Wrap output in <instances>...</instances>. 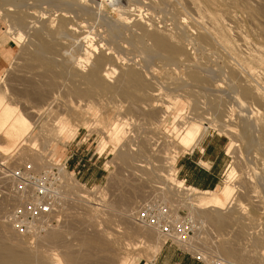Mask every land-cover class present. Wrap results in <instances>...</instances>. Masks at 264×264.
Wrapping results in <instances>:
<instances>
[{
  "label": "rangeland",
  "instance_id": "obj_1",
  "mask_svg": "<svg viewBox=\"0 0 264 264\" xmlns=\"http://www.w3.org/2000/svg\"><path fill=\"white\" fill-rule=\"evenodd\" d=\"M5 1L0 0V59H6L5 67L0 69V91L5 95L3 102L10 103L17 112L22 113L34 125L29 134L32 140H28L26 144L18 145L15 148H9V153L6 151L9 142L0 135V146L7 153H0V258L4 254H2L4 248L10 247L20 257L26 258L23 264H53L56 258H60L64 264H174V258L182 255L183 250L178 249L175 245L163 244L161 250L156 252V245L164 240L162 236L153 228L138 224L134 220L135 214L145 202L157 199L166 202L172 209L179 211L181 215H189L196 219L202 230L199 242L213 255L238 264H264V0H107L108 2L106 0H93L95 7L91 6L92 1L78 0L84 6V9L80 8L81 11L78 12V15L68 13L66 18H72L73 21L70 18L69 20L71 23L73 22L72 24L75 27L84 25L85 28H79L78 32L81 38L78 37L83 45L90 40L89 42L100 45L102 49V51L99 49L100 55L104 53L103 51L106 52L107 49V52H113L114 56H123L124 59H122L121 65L117 64L115 66L118 71L114 75L118 77L129 69H140V72L142 70L145 73H141V76H144L143 79L146 77L147 86L150 84L149 87L155 89H148L149 87L145 85L147 88L144 91L142 90L143 86L136 93L140 97L136 95L135 100L125 98L124 95L118 93V89L123 86V83L120 84L119 81L120 76L118 80L116 77L111 81L113 84L119 81L114 85L118 86L120 84L118 88L116 86L117 91L115 89V91L111 90L113 93L110 89L106 91L104 88L97 89L99 91L94 89L91 93H84V97L73 92L77 88H81L86 92L91 90L92 86L89 85V82L87 83V80H84L81 73L77 77H74L76 75H69L71 78L67 73L61 74V70L64 68L61 65L64 58L62 55L76 50L75 44L73 46L72 37L77 34L59 35L60 38L56 36L57 34L53 35L60 24L57 23L61 22V16L63 17L60 5L68 3H61L64 0H56L54 3L50 0L53 4H50L49 0H47L49 2L42 0L44 3L40 0H35V2L34 0ZM97 4H103L100 7L101 12L95 9L99 8ZM148 4H151L149 5L151 9ZM2 5L6 10L10 8L13 10L2 11L4 10ZM18 5L19 7H17ZM125 9L130 12L126 13ZM185 9L186 11H184ZM150 12L151 14H149ZM12 14H15V16L19 14V17L23 14L22 17H28L32 21L36 20L38 14H44L47 17V19L41 17L42 22L39 20L40 22L36 23L35 29L37 25H40L41 27H38L45 34L42 33V36L46 38L45 40L54 43V45L58 43L55 46L57 48L56 53L53 54L55 57L57 55L56 58L59 64L50 69L33 57L36 46L33 43L38 44L40 41V38L37 39V35L35 38L36 31L34 29L29 31L31 35L28 34L29 32H24L26 37L20 41L14 38L15 29L13 28L15 26L12 21L14 22L16 17ZM121 16L129 17L130 23L119 21ZM145 20L148 23L146 24L148 31H152L153 28L163 33L169 30L170 36L171 33L174 36H171V38L173 37L172 41L176 42L175 44L179 45L178 47L182 46L181 49L185 52L190 51L189 54L192 53L194 59L191 57L193 59L191 61L187 56L183 55L184 57H181L179 55L173 57L175 60L173 61V59L167 57L169 56L168 52L157 47L153 49L149 46L153 42L150 38H145L144 35L141 36L143 30L140 29L139 24L133 27V23L144 24L146 23ZM202 20L205 21V24ZM156 26L162 27V30ZM163 26L166 30H163ZM130 27H133L134 30ZM148 27H151V30ZM173 27L175 29L179 28L175 31ZM206 27L208 30L211 28L209 32ZM180 28L182 32L179 30ZM180 33L183 35L182 37H180ZM196 33L206 38L202 39L201 37V40L200 35L197 36ZM178 34L180 35L177 37ZM87 35L91 38H86ZM166 35L169 36L168 32ZM139 36L144 37L143 40ZM52 37L59 42H55ZM184 37H188V40L190 39L192 42L195 38L196 41L194 40V44L191 46L192 42L187 41V38L185 41ZM44 38L42 37L43 40ZM211 38H213L212 42ZM178 39L181 45L178 43ZM204 40L206 41L204 42ZM231 41H233L232 46ZM219 44L224 45L220 46ZM62 46L66 51L63 48L61 49ZM109 46L110 48L115 46V49L112 50ZM183 52L180 53L183 54ZM230 52L234 53L231 54V57L228 54ZM69 53L73 54V52ZM53 54L52 56H54ZM95 54L94 57L99 55ZM189 54L187 52L185 55L189 56ZM73 57L71 59L76 64L77 61L75 60L77 59L75 57L73 59ZM195 57L203 65H198ZM130 58L133 62L130 61ZM130 63H133V66ZM72 65L74 64L72 63ZM90 65H86L85 69H82L84 73L90 69ZM67 66L65 68L70 70L71 63ZM191 66L199 69L198 73L201 76L208 77V81L204 85L191 81L192 76L191 79L188 78L193 72ZM120 67L126 70L120 72L122 70H119ZM79 75L83 78H80ZM115 76L111 77L115 78ZM110 80L111 78L108 83ZM114 80L115 82H113ZM48 84H50V89ZM197 85L201 86V89H198ZM38 86L41 88L44 86L43 89L45 90ZM245 87L253 89L250 97L242 96V88ZM35 88L37 89V95L40 93V89L43 94L46 93L44 94L45 97L55 98V102L52 104L55 106L51 105L52 108L50 109L51 112L54 109L52 113L47 114L49 112L44 113V110H42L40 111L43 112L42 116L33 117L31 110L34 108L37 110L42 106L40 105L41 102L42 104L44 102L38 99L34 102L35 97L33 101L32 95H36ZM15 89L19 90L20 94H17ZM31 89L32 91L35 89V92H30ZM206 89L213 91H209V94ZM148 90L150 91L148 92ZM25 93L27 96H25ZM194 93L199 96L194 95ZM237 96L239 99L242 96L244 101L242 99V102L239 101ZM131 100H134V102L132 103ZM221 102L224 103V106ZM243 102L244 104L247 103L248 106L241 104ZM214 103H218V108L210 106ZM130 105L134 106L131 107ZM233 105H236V107ZM224 109L226 110L223 111ZM220 120L224 121L220 122ZM121 123L120 128H122L124 138H122L123 141L118 149L131 151L132 155L136 153L135 151L141 140L148 139L149 145L151 143L149 146L151 155L147 154L148 156H145L146 160L136 155H132L134 158L130 157L125 160L119 157L118 151H115V141L109 137V133L116 128V124ZM50 124H55L54 128ZM57 126L60 127V130L63 127L64 132L62 138L57 139L56 137L53 139V132L57 133L59 131ZM49 127H51V131L45 132L44 130H49ZM48 132L50 134H47ZM46 134L47 138L44 139ZM66 136L69 137L67 140L63 138ZM141 136L145 137L141 138ZM205 139H220L225 144L227 153L226 169L217 188H224L229 183L234 187L232 200L227 204L226 209L221 210L225 214H230L229 223L221 228L216 227L205 217L203 212H211L210 208L200 209L196 208L197 206H192L186 199L187 195L176 190L173 185L176 182H181L177 179L175 171V163L178 157L189 151H184L186 147L199 140L198 144ZM102 143H106L107 147L96 166L104 170H100L96 166L95 169L104 173L105 177L101 183H94L93 181L86 183L83 179L84 170L82 169L80 174H76L73 166L81 157L88 158L94 153L100 155L99 148ZM231 144L232 150L229 151ZM73 152H76L78 156L75 154L68 161L67 170L73 172V174L68 173V178L63 177L66 182V189L71 193L68 194L67 201L63 206L59 222L33 234L19 233L13 227L9 217L14 201L5 194L10 183L2 174L1 168L3 167H1V164L5 163L7 167L31 164L34 169H38L41 166H46L42 162L46 157L52 160L54 166L64 164ZM166 156L171 157V160L173 159L171 161L173 165L170 166L172 169L168 166L169 164L163 162L162 159L164 158H161ZM257 158L260 160L258 161ZM32 159L41 160L40 162L43 165L40 163L41 166H37L39 163H36V165ZM156 165H164L161 166L160 178L154 177L155 175L151 173V169ZM232 168L235 170L234 175L229 178ZM172 178L176 179L173 180ZM69 182L75 184L76 191H74V188L70 189L68 187ZM164 182L170 183L169 189ZM183 185L192 188L185 183ZM201 191L199 190V192ZM229 211L236 212L230 213ZM223 243L235 247L236 253L234 256L228 257L226 254H221L223 252H220L219 249L222 247L221 245H224ZM169 249L170 253L167 252ZM173 253H175V256L171 257ZM164 255L166 256L164 257ZM199 264L201 263L199 262Z\"/></svg>",
  "mask_w": 264,
  "mask_h": 264
},
{
  "label": "bare ground",
  "instance_id": "obj_2",
  "mask_svg": "<svg viewBox=\"0 0 264 264\" xmlns=\"http://www.w3.org/2000/svg\"><path fill=\"white\" fill-rule=\"evenodd\" d=\"M7 1V0H6ZM5 1V2H6ZM12 1V0H11ZM10 1V2H11ZM21 1V0H20ZM19 1V3L20 4H22L21 2ZM25 1V0H24ZM40 1H42V0H40ZM46 2H49V1H47V0H45ZM53 1V3H54V1H56V0H52ZM52 1H50V4L52 3ZM61 1V0H60ZM88 1H92L93 3H92V5L91 6H93V7H95L94 6V1L93 0H88ZM160 1V0H159ZM182 1V0H181ZM196 1H198V0H196ZM9 2V1H8ZM15 2H16V0H15ZM34 2H35V0H34ZM43 2V1H42ZM106 2H108L107 0H106ZM117 2V1H116ZM134 2V1H133ZM180 2V1H179ZM14 2H12V4H13ZM24 3V2H23ZM26 3V2H25ZM44 3V2H43ZM52 3V4H53ZM61 3H68V4H65V5H60L61 7H60V9L62 10L61 12H62V15H63V17L61 16V22H58L57 24H59V26H58V29L56 30V32H53L52 34L53 35H55V34H57L56 36L57 37H59L60 38V36L59 35H62V36H69V35H74V34H77V35H75V36H73L72 38V40L74 41V43H73V46H74V44H75V47H76V50H72V51H69V50H71V49H69V50H67V51H69V52H73V54H70L69 52H65L66 50L64 49V47L62 46L61 47V49L63 48L65 51H63V50H61L62 52H64V53H66L65 55H62L61 53V55H62V57H64L63 58V60L61 61V65H63L64 66V68L61 70V74H68V76L70 75V76H74V75H76V76H74V77H77V75L78 74H80L81 73V75L84 77V80H87V83L89 82V85H91L90 87H91V90H89V91H83V90H81V88H77V89H74V91L73 92H75V94H77V95H83L84 93H87V92H89V93H91V91L92 90H97V89H102V88H104L106 91H107V89H110V91L111 90H116L117 91V89H116V86L117 85H114V84H117L119 81H120V84H121V82L123 83V86H122V88H120V89H118V93H120V94H122V96L124 95V97L126 98V97H128V98H132V99H136L137 97H140V96H138V94H136V93H138L139 92V90L140 89H142L143 88V86H144V88L142 89V90H144L145 88H147V87H149L150 86V84H148L149 86H147V82L148 81H146V77H145V79H143L144 78V76L142 77L141 76V73L142 74H145V73H143L142 72V70H141V72L139 71L140 69H136V70H133V69H129V70H127V71H124L123 73H121V75H119L120 76V79H119V76L117 77V76H115L114 74L118 71L117 69V67H115V66H117V64H120L121 65V61H122V59H124L123 58V56L122 57H120L119 55V57L117 56V55H113V52H107V49H106V52L105 51H103L104 53H102L101 55L99 54V49H101L100 48V45H95L93 42H89V41H86V44H84L83 45V43L80 41L81 39V37L78 35V32H79V28L81 29V28H83L84 27V25L83 26H80V25H77L78 27H75V25L74 24H72L71 23V21L69 20V18H66V17H68V13H74V14H76V15H78L79 13L78 12H80L81 11V9L80 8H82V9H84V6L78 1V0H64V1H61ZM99 3V2H98ZM122 3V2H121ZM142 3H144V2H142ZM152 3H153V1H152ZM4 4V3H3ZM10 4V3H9ZM15 4V3H14ZM19 4V5H20ZM56 4H58L57 2H56ZM85 4V3H84ZM139 4V3H138ZM182 4V3H181ZM16 5V4H15ZM19 5L17 6V7H19ZM37 5V4H36ZM39 5V4H38ZM49 5V4H48ZM67 5V6H66ZM103 5V4H102ZM101 4H97V6H99V8L102 6ZM118 5V4H117ZM116 5V6H117ZM120 5V4H119ZM149 5H151V4H148V6ZM4 5H2V7H3ZM23 6V5H22ZM85 6H86V4H85ZM87 6H89V5H87ZM90 6V7H91ZM120 6H122V5H120ZM127 6V5H126ZM130 6V5H129ZM59 7V6H58ZM90 7H88V8H90ZM92 7V8H93ZM150 7V6H149ZM7 8V7H6ZM15 8V7H14ZM56 8V7H55ZM79 8V9H78ZM87 8V9H88ZM98 7L97 8H95V9H97V10H99L100 12H101V8L99 9ZM121 8V7H120ZM123 8H125V7H123ZM127 8V7H126ZM184 8H186V7H184ZM188 8H189V6H188ZM188 8H186V9H188ZM3 9L4 10H2V11H7V10H13L12 8H10V9H5V7H3ZM59 9V10H60ZM86 9V8H85ZM129 9V8H128ZM128 9H125L126 11V13H129L130 11H128ZM150 9H151V7H150ZM149 9V10H150ZM186 9L184 10V11H186ZM190 9V8H189ZM91 10V9H90ZM93 10V9H92ZM130 10V9H129ZM132 10V9H131ZM146 10V9H145ZM148 10V9H147ZM21 11V10H20ZM20 11H18L19 13H21ZM153 11V10H152ZM17 12V13H18ZM58 12H60V11H58ZM149 12V11H148ZM148 12H146V13H148ZM174 12V11H173ZM23 13V12H22ZM153 13V12H152ZM16 14V13H15ZM15 14H12L13 16H15ZM73 14V15H74ZM149 14H151V12L149 13ZM176 14V13H175ZM187 14V13H186ZM10 15V14H9ZM19 15V14H18ZM15 16L16 18L14 19V18H11V19H14V22L12 21V23L14 24V26H15V28H13V29H15L14 30V38L15 39H17V40H22L24 37H26L25 36V33H28L31 29H34L35 31H36V33L34 32V30H32L34 33H35V38H36V35H37V39L39 40V38H40V41H39V43L38 44H36L35 42L33 43V44H35L34 46H35V49H34V52H33V57H35V59L37 60V61H39L40 63H43V65L45 64V65H47L48 66V68H50V69H52L53 68V66H56L57 64H59L58 62V60H57V55H56V57H55V55L53 54L54 52L56 53V44H58V43H55V45H54V43H51V42H49V41H46L45 39L46 38H44V36H42L44 33L42 32V30L38 27V26H40V25H37V28L35 29V26H36V23L40 20L41 22H42V20L40 19L41 17L42 18H46L47 19V17H45V15L44 14H38L37 15V17H36V20L35 21H32V20H30L28 17H22V15L23 14H21V17H19V16ZM101 15V14H100ZM108 16V15H107ZM148 16V15H147ZM151 16V15H150ZM58 17V16H57ZM74 17H75V15H74ZM105 17V16H104ZM109 17V16H108ZM107 17V18H108ZM149 17V16H148ZM174 18V17H173ZM29 19V20H28ZM51 19V18H50ZM71 20H72V18H70ZM112 19V18H111ZM111 19H109V21H111ZM120 20L119 21H122V22H127V23H130L129 22V17H127V16H121V18H119ZM149 19V18H148ZM152 19V18H151ZM49 20V19H48ZM55 20V19H54ZM53 20V21H54ZM60 20V19H59ZM139 20V19H138ZM143 20V19H142ZM147 20V19H146ZM146 20H145V22H146ZM172 20V19H171ZM39 21V22H40ZM58 21V20H57ZM73 21V20H72ZM113 21V20H112ZM118 21V22H119ZM141 21V20H140ZM139 21V22H140ZM149 21V20H148ZM153 21H155V20H153ZM198 20H196V22H197ZM203 22H204V24H205V21L204 20H202ZM11 22V21H10ZM9 22V23H10ZM52 22V21H51ZM55 22V21H54ZM76 22H78V21H76ZM114 22V21H113ZM143 22V21H142ZM163 22V21H162ZM43 23H44V20H43ZM80 23V22H79ZM116 23V22H115ZM144 23V22H143ZM151 23V22H150ZM149 23V24H150ZM156 23H158V22H156ZM197 23H199V21L197 22ZM210 23V22H209ZM11 24V23H10ZM9 24V25H10ZM41 24V23H40ZM52 24V23H51ZM81 24V23H80ZM119 24V23H118ZM139 24V25H138ZM146 24H148L147 22L146 23H144V24H142V23H137L136 24V22H135V24L133 23V27H135L134 25H138L139 27H140V29H142L143 30V34H141V36L142 35H144V37L146 38H150L151 39V42H153V44L151 43H149V41H148V43L150 44H148L149 46H151L153 49H154V47L156 48H159V49H162V50H164V51H166V52H168L169 53V56H167V57H170L171 59H173V61H175L174 60V58L173 57H176V56H179V55H181V57L184 55V56H187L188 58H190V60L193 58L194 59V56L192 57V53H190L189 54V52L190 51H184L183 49H181V47H178L179 45H176L173 41H172V38L174 37L173 35H172V33H171V36H173L172 38H171V36H170V31L168 30L167 32H168V34H169V36L168 35H166L167 34V32H166V34H164L163 32H161L160 30H154V28H153V26H151L152 28H153V30L152 31H148L147 30V25ZM159 24V23H158ZM162 24V23H161ZM178 24V23H177ZM200 24V23H199ZM207 25H208V23H206ZM157 25V24H156ZM163 25V24H162ZM175 25V24H174ZM180 25V24H179ZM186 25V24H185ZM196 25V24H195ZM198 25V24H197ZM10 26H12L13 27V25H10ZM9 26V27H10ZM120 26H122V25H120ZM124 26H125V24H124ZM128 26V25H127ZM158 26V25H157ZM156 26V27H157ZM160 26V25H159ZM176 26V25H175ZM182 26H184V25H182ZM200 26H202L201 24H200ZM41 27V26H40ZM46 27V26H45ZM133 27H130V29H132ZM151 27H148V28H150V30H151ZM164 27V26H163ZM198 27V26H197ZM203 27V26H202ZM201 27V28H202ZM85 28V27H84ZM158 29L160 28V27H157ZM162 28V27H161ZM160 28V29H161ZM174 29H175V27H173ZM172 28V29H173ZM179 28V27H178ZM178 28H176V29H178ZM182 28V27H181ZM181 28L179 29L180 31H181ZM195 28V27H194ZM204 28V27H203ZM207 28V27H206ZM210 28V27H209ZM47 29V28H46ZM110 29V28H109ZM117 29H119V28H117ZM122 29V28H121ZM176 29H175V31H176ZM211 29V28H210ZM209 29V30H210ZM10 30H12V28H10ZM132 30H134V28L132 29ZM136 30V29H135ZM139 30V29H138ZM141 30V31H142ZM162 30V29H161ZM163 30H166V28L164 27V29ZM185 30H186V28H185ZM200 30V29H199ZM207 30H208V28H207ZM207 30H206V32H207ZM209 30H208V32H209ZM48 31V30H47ZM53 31H55V30H53ZM130 31V30H129ZM140 31V30H139ZM174 31V30H173ZM172 31V32H173ZM198 31V30H197ZM9 32V31H8ZM25 32V33H24ZM32 32V34L34 35V33ZM50 32V31H49ZM51 32H52V30H51ZM137 32V31H136ZM182 32V31H181ZM186 32H187V30H186ZM195 32V31H194ZM11 33H12V31H11ZM31 32H29L28 34H30ZM43 33V34H42ZM132 33V32H131ZM142 33V32H141ZM49 34V33H48ZM117 34V33H116ZM139 34V33H138ZM175 34V33H174ZM177 34V33H176ZM175 34V35H176ZM181 34V33H180ZM180 34H178L177 35V37L180 35ZM184 34V33H183ZM189 34V33H188ZM197 34V33H196ZM31 35V34H30ZM32 35V36H33ZM45 35V34H44ZM114 35V34H113ZM198 35H200V39H201V37H202V39H204V38H206V37H204L203 35H201V34H197V36ZM213 35V34H212ZM12 36V35H11ZM50 36H51V33H50ZM56 36H53L54 38L56 37ZM80 38H79V37ZM137 36V35H136ZM183 35L181 34V36L180 37H182ZM210 36V35H209ZM208 36V37H209ZM216 36V35H215ZM34 37V36H33ZM42 37L44 38V40L42 39ZM52 37V39L53 40H55L54 38ZM56 37V38H57ZM117 37V36H116ZM144 37H140L139 36V38L140 39H142L143 40V38ZM191 37V36H190ZM212 37V36H211ZM67 39H68V37H66ZM65 38V39H66ZM86 38H88V39H90L91 38V36H90V38H89V35H87V37ZM120 38V37H119ZM138 38V39H139ZM186 38H187V41H189L188 40V37H184L183 39H185V41H186ZM228 38V37H227ZM48 39V38H47ZM51 39V40H52ZM58 39V38H57ZM56 39V40H57ZM87 39V40H88ZM136 39H137V37H136ZM201 39V40H202ZM208 39V38H207ZM209 39H210V37H209ZM213 38H211V42L213 41L212 40ZM229 39H231L230 37H229ZM38 40H36V41H38ZM55 40V42H59V41H56ZM94 40V39H93ZM92 40V41H93ZM147 40H149V39H147ZM177 40V38L175 39V41ZM179 40V39H178ZM182 40V39H181ZM194 40L196 41V39L195 38H193V42H194ZM219 40V39H218ZM228 40V39H227ZM70 41H71V39H70ZM136 41V40H135ZM138 41V40H137ZM140 41V40H139ZM145 41H146V39H145ZM145 41H144V43H145ZM191 41V40H190ZM206 40H204V42H205ZM210 41V40H209ZM209 41H207L208 43H209ZM215 41H217V40H215ZM95 42V41H94ZM142 42V41H141ZM178 42V41H177ZM184 42V41H183ZM192 42V41H191ZM192 42V44H191V46L194 44ZM218 42V41H217ZM217 42H215V43H217ZM226 42V41H225ZM229 42V41H228ZM232 42L233 41H231V46H232ZM82 43V44H81ZM85 43V42H84ZM178 43H180V40H179V42ZM189 43V42H188ZM187 43V45H189ZM219 43V42H218ZM221 43V42H220ZM230 43V42H229ZM96 44H97V42H96ZM103 44V43H102ZM147 44V43H146ZM227 44V43H226ZM235 44V43H234ZM180 45H181V43H180ZM182 45H183V43H182ZM186 45V44H185ZM187 45H186V47H187ZM210 45H211V43H210ZM212 45H214V43H212ZM216 45V44H215ZM218 45V44H217ZM216 45V46H217ZM220 46H222V45H224V44H219ZM230 45V44H229ZM228 45V46H229ZM67 46H69V45H67ZM71 46H72V44H71ZM72 46V47H73ZM83 46V50L81 49V47ZM111 46V45H110ZM110 46H109V48H110ZM143 46H145L144 44H143ZM231 46H229V47H231ZM235 46H236V44H235ZM102 47V46H101ZM115 47V46H114ZM110 48V49H115V48ZM185 47V46H184ZM185 47V48H186ZM200 47V46H199ZM202 47V46H201ZM219 47V46H218ZM67 48V47H66ZM69 48V47H68ZM104 48H106V46H104ZM103 48V49H104ZM147 48H149V47H147ZM152 48H150V49H152ZM192 48H194V47H192ZM208 48V47H207ZM223 48V47H222ZM236 48V47H235ZM81 49V50H80ZM110 49H108V50H110ZM149 49V50H150ZM190 49V48H189ZM204 49H206V48H204ZM229 49V48H228ZM232 49V48H231ZM230 49V50H231ZM186 50V49H185ZM202 50V49H201ZM234 50V49H233ZM101 51H102V49H101ZM111 51V50H110ZM115 51V50H114ZM184 51V52H183ZM196 51V50H195ZM197 51H200V50H197ZM118 52H120V51H118ZM180 52H183V54L182 53H180ZM188 52V54H189V56L188 55H185L186 53ZM192 52H193V50H192ZM210 52V51H209ZM212 52V51H211ZM229 52V51H228ZM69 53V54H68ZM95 53H97V54H99V55H97V56H95L94 57V55H96ZM101 53V52H100ZM116 53V52H115ZM213 53V52H212ZM233 53V52H232ZM231 52L230 53H228L229 55H230V57L232 56L231 54H232ZM52 54L54 55V56H52ZM57 54H59L58 52H57ZM68 54V55H67ZM234 54V53H233ZM123 55V54H122ZM72 56H74L75 57V59H77V60H75V61H77V63L75 64V62H73L72 61V59H71V57ZM117 56V57H116ZM183 56V57H184ZM234 56V55H233ZM235 56H236V54H235ZM74 57H73V59H74ZM92 57H94V59L91 61V59H92ZM126 58H128L127 56H125ZM186 57V58H187ZM192 57V58H191ZM187 58V59H188ZM196 58V57H195ZM129 59V58H128ZM131 59V58H130ZM169 59V58H168ZM187 59H186V61H187ZM192 59V60H193ZM125 60H127V59H125ZM124 60V61H125ZM189 60V59H188ZM190 60H189V62H190ZM191 60V61H192ZM195 60H197V58L195 59ZM130 61H132V59L130 60ZM135 61V60H134ZM172 61V62H173ZM200 61V60H199ZM198 60L196 61V62H198V65L200 64V62H199ZM92 62V63H91ZM127 62V61H126ZM125 62V63H126ZM133 62V61H132ZM194 62V61H193ZM196 62H195V64H196ZM71 63V69L70 70H68L67 68H65L67 65L69 66V64ZM72 63L74 64V65H72ZM90 63H91V65H90ZM124 63V64H125ZM128 63V62H127ZM173 63H175V62H173ZM172 63V64H173ZM192 63V62H191ZM132 66H133V63H130ZM171 64V65H172ZM188 64V63H187ZM194 64V63H193ZM205 64V63H204ZM86 65H90L91 67H90V69L88 70V71H86V73H84L83 72V68L86 66ZM130 65V66H131ZM169 65H170V61H169ZM201 65H203L202 64V62H201V64H200V66ZM67 66V67H68ZM129 66V65H128ZM195 66H197V65H195ZM210 66V65H209ZM136 67V66H135ZM192 67V66H191ZM117 68V69H116ZM85 69V68H84ZM122 68L120 67L119 68V70H121ZM191 69V68H190ZM192 69H193V72L190 74V76L188 77V78H190L191 79V76H192V79H191V81L193 80V82H195L196 84H203L204 85V83H206V81H208V77H204V76H201V74L200 73H198V70L199 69H197V68H193L192 67ZM49 70V69H48ZM123 70H126V69H122L120 72H122ZM202 71V70H201ZM140 72V73H139ZM203 72V71H202ZM201 72V73H202ZM212 72V71H211ZM209 73V72H208ZM207 74V73H206ZM205 74V75H206ZM216 74V73H215ZM81 75H79L80 76V78H83V77H81ZM117 75V74H116ZM203 75V74H202ZM214 75V74H213ZM65 76V75H64ZM69 76V77H70ZM111 76H115V78L114 77H111ZM207 76H208V74H207ZM218 76V75H217ZM58 77V76H57ZM116 77H117V80L119 79V81L117 82L116 81V83H111V81L113 80V79H116ZM65 78V77H64ZM71 78V77H70ZM111 78V80H110V82L108 83V80ZM211 78V77H210ZM17 79V78H16ZM20 79V78H19ZM212 79V78H211ZM263 79V78H262ZM215 80V79H214ZM28 81V80H27ZM75 82V81H74ZM113 82H115V80L113 81ZM209 82H210V80H209ZM14 83V82H13ZM19 83V82H18ZM41 83V82H40ZM189 83H190V80H189ZM195 83H194V85H195ZM20 84V83H19ZM18 84V85H19ZM24 84H26V83H24ZM47 84V83H46ZM78 84V83H77ZM120 84L117 86V88L120 86ZM162 84V83H161ZM186 84V83H185ZM188 84V83H187ZM209 84V83H208ZM17 85V87H19ZM28 85V84H27ZM33 85V84H32ZM40 85V84H39ZM42 85V84H41ZM54 85H55V83H54ZM79 85V84H78ZM147 87H146V86ZM183 85H184V83H183ZM15 86H16V84H15ZM14 86V87H15ZM50 84H48V88L50 89ZM75 86V85H74ZM160 86V85H159ZM181 86V85H180ZM190 86V85H189ZM198 86V85H197ZM197 86H194L195 88L197 87ZM210 86V85H209ZM11 87V86H10ZM13 87V86H12ZM29 87V86H28ZM28 87H26V88H28ZM34 87V86H33ZM36 87V86H35ZM39 87V86H38ZM44 87V86H43ZM43 87L41 88V87H39V88H41V89H43ZM55 87V86H54ZM59 87V86H58ZM170 87V86H169ZM172 87V86H171ZM186 87H188V86H186ZM191 87H192V85H191ZM199 87V86H198ZM197 87V88H198ZM208 87V86H207ZM211 87V86H210ZM25 88V87H24ZM31 88V87H30ZM29 88V89H30ZM46 88V87H45ZM195 88H194V90H195ZM213 88V87H212ZM239 88V87H238ZM18 89V88H17ZM17 89H15V91L17 90ZM20 89V88H19ZM29 89H28V91H29ZM36 89V88H35ZM35 89H33V91H32V89H31V91L30 92H35L36 91V95L35 96H33L32 95V99H33V101H34V97H35V101L34 102H36V100L38 99V100H40V101H44L43 102V104H42V102H41V104L40 105H42V106H40V108H38L37 110L34 108V109H32L31 110V113H32V115H33V117H36V116H42L41 114L43 113V112H40V111H42V110H44V113L45 112H49V113H47V114H50V112H51V105L55 102V98L54 97H45L46 95H44V94H46V93H42L41 92V90L39 89V91H40V93H38V95H37V89L35 90ZM148 89H153V88H148ZM168 89V88H167ZM180 89V88H179ZM186 89V88H185ZM192 89H193V87H192ZM198 89H201V86L198 88ZM243 89V91H242V96L243 95H245V96H243V97H250V95H252V90L253 89H250V88H247V87H245V88H242ZM1 90V89H0ZM10 90V89H9ZM24 90V89H23ZM35 90V91H34ZM43 90H45V89H43ZM114 90V91H115ZM141 90V91H142ZM153 90H155V89H153ZM171 90V89H170ZM176 90V89H175ZM181 90V89H180ZM189 90V89H188ZM190 90H191V88H190ZM207 90V89H206ZM218 90V89H217ZM3 91V90H2ZM19 90H17V94H20L19 92H18ZM21 91V90H20ZM27 91V90H26ZM38 91V92H39ZM97 91H99V90H97ZM109 91V92H110ZM138 91V92H137ZM145 91V90H144ZM146 91H147V89H146ZM150 90H148V92H149ZM157 91V90H156ZM197 91V90H196ZM200 91H202V90H200ZM209 91H213V90H207V92L209 93ZM214 91H216V90H214ZM235 91V90H234ZM22 92V91H21ZM45 92V91H44ZM50 92V91H49ZM48 92V93H49ZM93 92V91H92ZM96 92V91H95ZM112 93H113V91H111ZM158 92V91H157ZM168 92V91H167ZM185 92V91H184ZM191 93H193L192 91H190ZM195 92V91H194ZM233 92V91H232ZM238 92V91H237ZM23 93V92H22ZM27 93V92H26ZM26 93H25V96H27L26 95ZM151 93V92H150ZM153 93H155V92H153ZM152 93V94H153ZM189 93V92H188ZM197 93V92H196ZM199 93V92H198ZM207 93V94H208ZM29 94V93H28ZM51 94V93H50ZM74 94V93H73ZM156 94V93H155ZM168 94V93H167ZM172 94V93H171ZM210 94V93H209ZM213 94H214V92H213ZM212 94V95H213ZM218 94V93H217ZM221 94V93H220ZM231 94V93H230ZM240 94V95H241ZM48 95V94H47ZM136 95H137V97H136ZM173 95V94H172ZM194 95H196V96H199V95H197V94H195L194 93ZM205 95H206V93H205ZM215 95H216V93H215ZM239 95V94H238ZM62 96V95H61ZM207 96V95H206ZM209 96V95H208ZM219 96H221V95H219ZM242 96H240L241 97V99L243 100V98H242ZM31 97V96H30ZM82 97V96H81ZM83 97H84V95H83ZM221 97H223V96H221ZM254 97H255V95H254ZM143 98V97H142ZM218 98V97H217ZM256 98V97H255ZM260 98V97H259ZM4 99H5V95L0 91V135H1V137H3L4 139H6V140H8V144H9V146L7 147V149H6V151H8V149L9 148H15V147H17L18 145H22V144H26V142L28 141V140H32V138H30V136H29V134L31 133V131H32V129H33V122L31 121V120H29L28 118H26V117H24V115L22 114V113H20V112H17L16 110H15V108H13L12 106H11V104L10 103H7V102H3L4 101ZM134 99V100H135ZM215 99H216V97H215ZM237 99H239L238 98V96H237ZM241 99H239V101L241 100ZM62 100V99H61ZM134 100L132 101V103L134 102ZM138 100H139V98H138ZM144 100V99H143ZM219 100V99H218ZM242 100H241V102H242ZM257 100V99H256ZM141 101V100H140ZM238 101V100H237ZM244 101V100H243ZM262 101V100H261ZM210 102V101H209ZM218 102V101H217ZM224 102V101H223ZM223 102H221V104L223 105L224 103ZM211 103H213V101H211ZM56 104V103H55ZM78 104V103H77ZM228 104V103H227ZM241 104H244V102L243 103H241ZM246 105H247V103H245ZM244 104V105H245ZM260 104H262V103H260ZM36 105H37V103H36ZM59 105V104H58ZM68 105V104H67ZM135 105H136V103H135ZM52 106H55V105H52ZM131 106V105H130ZM132 106H134V105H132ZM131 106V107H132ZM210 106H213L214 108H218V103L216 104V103H214V104H210ZM220 107H221V105H219ZM224 106V105H223ZM230 106V105H229ZM232 106V105H231ZM233 106H235L236 107V105H233ZM248 106V105H247ZM247 106H245V107H247ZM39 107V106H38ZM77 107V106H76ZM75 107V108H76ZM238 107V106H237ZM37 108V107H36ZM211 108V107H210ZM232 108V107H231ZM239 108V107H238ZM237 108V109H238ZM244 108V107H243ZM71 109V108H70ZM131 109V108H130ZM133 109H134V107H133ZM213 110V109H212ZM226 109H224L223 111H225ZM53 111H54V109H53ZM52 111V112H53ZM216 111H217V109H216ZM222 111V112H223ZM235 111V110H234ZM51 112V113H52ZM221 112V111H220ZM225 113V112H224ZM237 113V112H236ZM255 114V113H254ZM57 115V114H56ZM234 115H235V113H234ZM237 115V114H236ZM220 116H221V114H220ZM225 116V115H224ZM254 116V115H253ZM168 117V116H167ZM222 117V116H221ZM234 117V116H233ZM219 119H221V118H219ZM224 119V118H223ZM52 120V119H51ZM54 120H56V119H54ZM57 121V120H56ZM224 120H220V122H223ZM261 121V120H260ZM47 122V121H46ZM250 122V121H249ZM35 123V122H34ZM127 123V122H126ZM209 123V122H208ZM225 123V122H224ZM223 123V124H224ZM47 124V123H46ZM49 124V123H48ZM129 124V123H128ZM206 124H207V122H206ZM209 124H211V123H209ZM226 124V123H225ZM44 125H45V123H44ZM55 124H50V126H52V128H54L53 126H54ZM122 125V123L121 124H116L115 126H116V128L115 129H113L112 130V132H110L109 133V137L110 138H112V140H114L115 141V151H118L117 153L119 154V157L120 158H122V160L124 159H129L130 157H133L132 155H136V156H138V157H143V159L145 158V156L147 155V154H150V145H151V143H150V145H149V140L148 139H143V140H141V142H140V145H138V148L136 149V153H134V154H132L131 155V151L129 152L128 150H126V149H118V147L121 145V143H122V141H123V139L122 138H124L123 137V131H122V128H120V126ZM48 126V125H47ZM225 126V125H224ZM227 127L229 126V125H226ZM44 127V126H43ZM46 127V126H45ZM58 127V126H57ZM230 127H232V126H230ZM47 128V127H46ZM50 129L49 130H44V128H43V130L45 131V132H47V131H51V127H49ZM59 128V131L56 133V132H53L54 131V129H53V139H55L56 137H57V139L58 138H62V135H63V132H64V130H63V127H61L62 129L60 130V127H58ZM205 128H207V127H205ZM251 128V127H250ZM257 128V127H256ZM57 130V129H56ZM227 130V129H226ZM231 130V129H230ZM229 131V130H228ZM229 132H231V131H229ZM233 132V131H232ZM47 134H50L49 132L47 133ZM47 134H46V136L44 137V139H46L47 138ZM52 135V134H51ZM50 136V135H49ZM39 137V136H38ZM139 137V136H138ZM145 137V136H144ZM143 136H141V138H144ZM64 139H68L69 137H63ZM52 139V140H53ZM2 140V139H1ZM49 140H50V137H49ZM49 140H48V142H49ZM148 140V141H147ZM43 141H45V140H43ZM47 141V140H46ZM51 141V140H50ZM48 142L46 143L47 145H48ZM138 143H139V141H137ZM45 143V142H44ZM45 144V145H46ZM7 146V145H6ZM24 146V145H23ZM106 147H107V144L106 143H102L101 145H100V148H99V153H100V155H102L104 152H105V150H106ZM4 148H5V146H4ZM10 150V149H9ZM232 150V144L229 146V151H231ZM6 151H5V149L3 150V148H2V146H0V153L1 152H5L6 153ZM249 152H251V151H249ZM8 153H9V151H8ZM7 154V153H6ZM252 154H254V153H252ZM151 155V154H150ZM258 155V154H257ZM148 156V155H147ZM259 156V155H258ZM150 157V156H149ZM260 157V156H259ZM134 158V157H133ZM132 158V159H133ZM148 158V157H147ZM161 158H164V159H162L163 160V162H165V164H169L168 166L170 167L171 165H173V162H171L172 160H171V157H168V156H166V157H161ZM36 159V158H35ZM32 160H34V159H32ZM145 160H146V158H145ZM165 160V161H164ZM257 160L259 161L260 159L259 158H257ZM36 161V162H35ZM41 161V160H40ZM39 160H34V163L36 164H38L39 163V165H37V166H41L40 165V162ZM127 161V160H126ZM129 161V160H128ZM33 162V161H32ZM42 162H44V164L46 165V166H53V162H52V160L51 159H49L48 157H46V159L43 161L42 160ZM145 162V161H144ZM42 165H43V163H41ZM264 164V163H263ZM35 165V166H36ZM258 165V164H257ZM33 166V165H32ZM142 166V165H141ZM161 166H164V165H161ZM161 166H155L154 168H152L151 170H152V172L151 173H153V175H155L154 177H156V178H160V176H161ZM167 166V165H166ZM263 166V165H262ZM34 167V166H33ZM42 167V166H41ZM35 168H37V167H35ZM171 168V167H170ZM172 169V168H171ZM60 170H61V172H62V176L65 178H68L67 177V175H68V173L69 174H73V172H68L67 170H65V168L63 167V166H61V168H60ZM234 168H232V170L230 171V173H229V178H232L233 177V175H234ZM152 176V175H151ZM173 180L174 179H176V178H172ZM74 180V179H73ZM68 181H70V180H68ZM163 181H165V180H163ZM173 182V181H172ZM175 182V181H174ZM179 182V181H178ZM182 182V181H181ZM174 183L173 185H174V187L176 188V190H178V191H181V192H183V193H185L186 195H187V197H186V199L192 204V206H197L196 208H200V209H204V208H210L212 211L211 212H207V211H204L203 213H205V217L206 218H208L209 219V221H211L213 224H215V226L216 227H224V226H227V223H229V216H230V214H225L223 211H221V210H223V209H226L225 207L227 206V204L232 200V197H233V193H234V187L229 183V185H227V186H225L224 188H216V189H214V190H211V191H204V192H199V190L198 189H196V188H194V187H192L191 189L190 188H187L186 186H184L183 185V183ZM164 183H166V182H164ZM170 184V183H169ZM168 183H166V187L169 189L170 188V185H169ZM172 184V183H171ZM233 184V183H232ZM75 184H73L72 182H69L68 183V187L71 189H73L74 188V191H76L75 189ZM67 192H68V194L69 193H71L69 190H67ZM202 206H204V207H202ZM196 208H194V209H196ZM236 210V209H235ZM196 211V210H195ZM230 213H235L234 211H229ZM241 213H242V211H240ZM240 213V214H241ZM198 214V213H197ZM200 214H201V212H200ZM234 215V214H233ZM201 216V215H200ZM235 216V215H234ZM245 216V215H244ZM249 216V215H248ZM233 217V216H232ZM246 218H248L247 216H246ZM242 220V219H241ZM212 225V224H211ZM148 227V226H147ZM151 228V227H150ZM234 236V235H233ZM224 237V236H223ZM235 237V236H234ZM237 238V237H236ZM229 239H230V237H229ZM234 239V238H233ZM161 241V240H160ZM226 241V240H225ZM230 241V240H229ZM257 241H258V239H257ZM263 241H264V239H263ZM232 242V241H231ZM234 242V241H233ZM236 242V241H235ZM258 242H260V240L258 241ZM262 242V241H261ZM165 243V240H162L161 242H159L157 245H156V248H155V251L156 252H159L160 250H161V248H162V246H163V244ZM228 243V242H227ZM227 243H223L224 245H221L222 247L219 249L220 250V252L222 251L223 253H221V254H226L228 257H232V256H234V254L236 253V249H234L235 247L233 246V245H230L229 246V244H227ZM230 243V242H229ZM231 244V243H230ZM234 244V243H233ZM232 246V247H231ZM236 246V245H235ZM155 247V246H154ZM237 247V246H236ZM0 253H1V251H0ZM4 253V254H3ZM2 254L4 255H2V257L0 258V264H23L25 261H26V258L25 257H20L19 256V254H17V253H15L14 252V250L12 249V248H10V247H5L4 248V251H2ZM53 264H64V262L60 259V258H56V261L53 263Z\"/></svg>",
  "mask_w": 264,
  "mask_h": 264
},
{
  "label": "built area",
  "instance_id": "obj_3",
  "mask_svg": "<svg viewBox=\"0 0 264 264\" xmlns=\"http://www.w3.org/2000/svg\"><path fill=\"white\" fill-rule=\"evenodd\" d=\"M76 152L64 164L38 169H34L31 164L17 167L1 164L2 174L10 183L5 194L14 201L9 217L19 233L33 234L59 222L68 198L66 182L60 168L62 165L68 170V161L77 155ZM93 156L89 162L94 161L95 165L99 158L93 160ZM82 167H86L84 157L77 160L75 173L80 174ZM134 220L156 230L165 240V245L177 246L201 264H238L213 255L205 249L199 242L202 231L200 223L189 215H181L164 201L156 199L145 202L135 214Z\"/></svg>",
  "mask_w": 264,
  "mask_h": 264
},
{
  "label": "crops",
  "instance_id": "obj_4",
  "mask_svg": "<svg viewBox=\"0 0 264 264\" xmlns=\"http://www.w3.org/2000/svg\"><path fill=\"white\" fill-rule=\"evenodd\" d=\"M5 65L6 59H0V69L4 68ZM197 142L186 147L184 151H189H186L176 160V176L178 180L191 187L202 191H211L219 186L222 175L226 169L227 153L225 151V144L222 143L220 139H205L198 144ZM92 156L93 154L90 157L85 158L86 167L81 168V171L82 169L84 170L83 179H85L86 183H89L90 181L101 183L105 175L100 172V170L104 169L96 166L97 163L94 165V161L89 162V159ZM101 157L102 155L100 157L94 155L93 160L97 158L100 159ZM95 166L100 170L95 169ZM73 167H76V163ZM167 252L170 253V249ZM165 256L166 255H164V257ZM173 256H175V253L171 254V257ZM174 260V264H199V262L192 256L184 252L182 255L174 258Z\"/></svg>",
  "mask_w": 264,
  "mask_h": 264
}]
</instances>
